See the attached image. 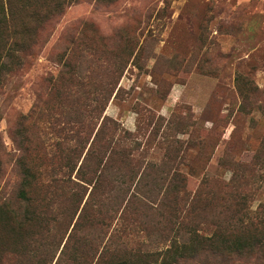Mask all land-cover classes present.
<instances>
[{"label": "rangeland", "instance_id": "obj_1", "mask_svg": "<svg viewBox=\"0 0 264 264\" xmlns=\"http://www.w3.org/2000/svg\"><path fill=\"white\" fill-rule=\"evenodd\" d=\"M59 1L40 52L0 85V197L14 196L22 136L58 157L53 144L75 146L71 129L93 126L90 114L100 110L120 126V144L134 148L132 167L124 163L121 172L152 206L120 209L103 242H79L77 264H95L106 241L123 243L118 247L124 254L128 243L147 240L161 218L159 197L175 173L184 175L187 192L163 236H175L180 222L211 235L226 226L228 209L248 210L264 226V0L53 4ZM236 193L245 199H232ZM184 261L171 264H202V255ZM229 264H264V253L233 255Z\"/></svg>", "mask_w": 264, "mask_h": 264}, {"label": "trees", "instance_id": "obj_2", "mask_svg": "<svg viewBox=\"0 0 264 264\" xmlns=\"http://www.w3.org/2000/svg\"><path fill=\"white\" fill-rule=\"evenodd\" d=\"M54 1L0 0V85L40 52L43 33L50 24L52 27L59 12L60 1L57 5ZM112 91L111 84L109 95ZM90 117L93 126L71 129L76 135L75 146L53 144L58 157L53 149L31 147V137L22 136L14 163L18 175L14 196L0 197V264H77L74 252L81 248L79 242L88 245L103 242L106 229L120 209L121 213L134 212L141 204L146 205V197L137 190L138 183L130 188V178L121 172L124 163L129 165L124 166L127 169L132 167L130 164L135 159L130 153L134 148L120 144V126L108 116H102V111ZM3 154L0 139V193L5 185L1 182ZM40 157L46 167H42ZM76 167V179H73L71 172ZM173 176L155 207L161 218L147 231L148 242L142 239L135 244L128 243L122 254L119 247L123 243L106 241L95 264H171L199 255H202V264H229L233 255L239 259L255 250L264 253V236L258 230V227L264 230V226L260 221L255 223L248 216V210H226V226H218L211 235L180 222L176 237L170 233L163 236V231L169 228L167 225L176 223L173 212L187 192L184 175ZM173 182H181L182 189L176 188L178 184ZM197 195L201 193L198 191ZM245 197L236 193L232 199ZM150 203L146 207L150 208ZM138 232L133 229L131 233ZM166 241L168 246L158 250L159 243Z\"/></svg>", "mask_w": 264, "mask_h": 264}]
</instances>
